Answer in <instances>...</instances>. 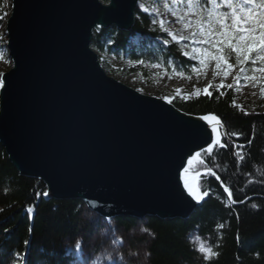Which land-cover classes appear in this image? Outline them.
Returning <instances> with one entry per match:
<instances>
[{
	"label": "water",
	"instance_id": "water-1",
	"mask_svg": "<svg viewBox=\"0 0 264 264\" xmlns=\"http://www.w3.org/2000/svg\"><path fill=\"white\" fill-rule=\"evenodd\" d=\"M137 3L10 1L0 147L19 176L44 185L46 199L80 201L106 220H187L204 199L188 196L180 174L207 147L210 128L108 76L91 48L93 34L130 32ZM197 173L187 174L197 186L211 176Z\"/></svg>",
	"mask_w": 264,
	"mask_h": 264
},
{
	"label": "trees",
	"instance_id": "trees-1",
	"mask_svg": "<svg viewBox=\"0 0 264 264\" xmlns=\"http://www.w3.org/2000/svg\"><path fill=\"white\" fill-rule=\"evenodd\" d=\"M135 36L162 38L160 29L140 16L134 20L130 32L112 27L93 34L91 48L127 55L131 63L127 72L144 73L139 61H147L151 54H136L146 50L143 46L134 50ZM168 57L184 69L191 66L174 44L166 49L164 58ZM212 93L210 98L199 97L172 105L187 115L213 113L222 121L228 133L222 142L227 147L215 146L211 155L202 154L204 163H196L195 169L211 167L232 191L235 206L230 205L211 176H204L199 187L209 191V196L187 220L146 218L145 230L150 234L146 249L148 264H264V114L238 112L232 105L230 90L224 91V95ZM240 144L244 147H235ZM45 192L40 181L19 176L0 147V264H70L67 243L79 233L81 202L46 199ZM28 208L33 211L28 213ZM115 222L125 232L135 224L128 217L116 218ZM192 233L216 255L209 259L200 257L188 241Z\"/></svg>",
	"mask_w": 264,
	"mask_h": 264
},
{
	"label": "rangeland",
	"instance_id": "rangeland-1",
	"mask_svg": "<svg viewBox=\"0 0 264 264\" xmlns=\"http://www.w3.org/2000/svg\"><path fill=\"white\" fill-rule=\"evenodd\" d=\"M10 1L0 0V34L3 38L0 39V53H3L5 59L0 60V74L5 73L10 68V60L7 56L5 49V33L4 23L10 13ZM102 3L107 4V0H101ZM138 14L151 20L155 19L165 21V27L167 31L176 32L177 35H188V32L183 29V26L176 21L171 13L167 12L164 8L165 2L170 0H138ZM140 5H144L148 11H144ZM7 13L4 16V13ZM136 15L135 19L139 20L140 16ZM152 25L159 27V24ZM162 38L146 37L145 39L138 36L133 37L132 44L135 46L136 51L138 47L143 46L146 51H137L136 54L145 55L150 52V56L147 61L139 63L138 65L144 71V73L135 72L128 73L127 69L131 66L127 55L110 54L105 51L94 52L97 55L99 63L105 73L107 69L111 70V73L107 75L119 81L120 83L128 86L131 89L137 91L143 95L156 97L163 99L164 96L174 97L173 103H184L190 100L197 99L199 97H207L203 95V88L209 83L213 85L209 90L223 93L230 90L232 95V105L238 112L241 113H262L264 114V96L260 92V84L253 87L251 84L245 85L244 81H240V90L236 91L235 87L229 89L218 88L221 80H224L225 85L233 83L236 73L239 71L235 68L229 77L214 76V62H211L207 70L200 74L191 71V66L195 64V61H191L189 58L183 56L184 51H191L190 47H185V43L177 44L172 41L167 33L161 30ZM169 40V43L165 45L163 41ZM170 44L176 45L177 50L180 52L181 57L191 63L190 67L182 68L177 65L172 57L164 58L166 49ZM146 52V53H145ZM154 64H160L161 67H153ZM133 65V64H132ZM176 72H183L184 75H177ZM180 89L181 92L177 93L176 89ZM200 88L201 94L195 95V89ZM255 93V95H253ZM182 96H188L187 100L182 99ZM164 100V99H163ZM198 162H194L189 168L188 174H194ZM80 220L78 224L79 233L75 240L71 243H67V258L71 259L73 264H93L98 261L99 264H148V254L146 252L148 240L150 234L145 230V220H135V224L128 231H123L122 228L117 227L115 219H102L97 215L89 212L85 206L81 203L80 206ZM188 241L195 250V252L205 259V253L199 251L200 245L203 244L208 248L206 242L199 238L196 233H192L188 237ZM79 245V247H77ZM83 260V261H82Z\"/></svg>",
	"mask_w": 264,
	"mask_h": 264
},
{
	"label": "snow or ice",
	"instance_id": "snow-or-ice-1",
	"mask_svg": "<svg viewBox=\"0 0 264 264\" xmlns=\"http://www.w3.org/2000/svg\"><path fill=\"white\" fill-rule=\"evenodd\" d=\"M144 11H148L144 5H140ZM164 8L167 12L176 17V21L183 26V29L188 32V35H177L176 32L167 31L165 21L158 22L153 19L152 23L159 24L161 30L167 33V36L177 44L185 43V47H190L191 51H184V57L189 58L196 63L191 66V71L195 73H204L209 64L214 62V76L229 77L235 68L239 71L233 80V83L225 85L222 79L218 88L235 87L236 91L240 90V81H244L245 85L251 84L256 87L260 84L261 95L264 96V0H170L164 3ZM7 13H4L6 16ZM0 16V19H3ZM3 35L0 34V39ZM165 45L169 43L168 39L163 41ZM3 53H0V60H4ZM143 63V61H139ZM153 67H161L160 64H154ZM177 75L183 76V72H176ZM3 74H0L2 76ZM4 86V80L0 79V87ZM213 87L211 83L205 86L202 90L203 95L212 97L213 93L209 89ZM137 91H141L137 89ZM177 93L181 90L176 89ZM201 89H195V95L199 96ZM224 95V93H221ZM255 95V93H253ZM184 100L188 96L181 97ZM163 99L172 104L174 97L164 96ZM247 114V113H245ZM199 120L205 122L210 128L207 147L196 152L195 155L187 159L188 167H185L180 174L183 181V187L189 197L196 203H200L205 197L209 196V191L202 190L201 187L189 182V168L194 162L204 163L202 154L211 155L214 146L226 148L227 145L222 142L223 137L220 128L223 126L219 117L213 113L204 114L198 117ZM225 136L228 133H224ZM232 135H237L233 133ZM250 143V141H249ZM237 148H243L244 145H235ZM236 155L243 160L244 157L239 152ZM206 173L211 176H219L211 167H206ZM201 175V173H197ZM223 186V185H222ZM224 191L227 193L229 200L232 198V191L224 186ZM48 193L45 192L44 195ZM245 201H240L244 203ZM236 203V201H232ZM257 207L256 204L252 205ZM32 208H28L27 212L31 213ZM223 228V225H220ZM28 241H25L27 244ZM79 247V245H77ZM199 251L205 253V259L216 255L211 248H206L203 244L200 245Z\"/></svg>",
	"mask_w": 264,
	"mask_h": 264
},
{
	"label": "bare ground",
	"instance_id": "bare-ground-1",
	"mask_svg": "<svg viewBox=\"0 0 264 264\" xmlns=\"http://www.w3.org/2000/svg\"><path fill=\"white\" fill-rule=\"evenodd\" d=\"M138 3H139V1H138ZM138 3H137V6H138ZM222 183V182H221ZM193 184V183H192ZM224 186V185H223ZM45 197H46V195H45ZM66 201H69V200H66ZM92 213V212H91ZM94 214V213H93Z\"/></svg>",
	"mask_w": 264,
	"mask_h": 264
}]
</instances>
